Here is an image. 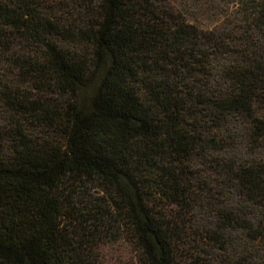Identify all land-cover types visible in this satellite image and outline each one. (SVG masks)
<instances>
[{"label": "trees", "instance_id": "1", "mask_svg": "<svg viewBox=\"0 0 264 264\" xmlns=\"http://www.w3.org/2000/svg\"><path fill=\"white\" fill-rule=\"evenodd\" d=\"M39 6L0 3V51L10 39L39 45L18 67H33L38 91L66 101L55 113L33 96L6 89L4 98L33 127L58 126L63 139L41 142L19 129L13 155L0 149V264H102L99 234L111 222L138 264H197L187 240L192 163L211 156L213 131L234 116L250 122L252 143L264 138L255 109L264 97V6L245 20L260 29L256 40L240 41L152 0H99L72 34ZM64 33L88 55L61 48L54 38ZM3 139L0 131V148ZM224 179L232 206L216 211L218 227L199 240L217 247L239 230L264 244V162L232 166ZM91 185L108 200L90 210Z\"/></svg>", "mask_w": 264, "mask_h": 264}, {"label": "rangeland", "instance_id": "2", "mask_svg": "<svg viewBox=\"0 0 264 264\" xmlns=\"http://www.w3.org/2000/svg\"><path fill=\"white\" fill-rule=\"evenodd\" d=\"M39 2V10L52 22L60 23L70 34L77 29H82L85 24L97 14L99 0H35ZM158 4L168 5L180 13L187 21L193 23L201 30H211L223 34L226 38L235 40H249L258 37V26L245 22L246 16H255V12L264 6V0H152ZM13 0H0V3L10 4ZM254 23V22H253ZM255 25V30H253ZM257 28V29H256ZM1 32V30H0ZM15 33V32H14ZM13 32L7 31L6 35ZM69 34V33H68ZM62 34L55 37L54 41L66 51L74 54L88 55L90 48L85 43H76L69 38L72 35ZM6 48L0 51V131L4 133L1 143L2 154L6 157L13 155L16 147L15 140L20 130H26V135L37 138L41 142L52 140L62 141L60 128L53 129L33 127V124L25 122L30 115H25L23 109L12 105L9 99L4 98L6 89L21 93L25 98H39L45 101V105L53 112L63 106L66 98L55 94L38 91L39 85L34 82L35 74L28 69L19 68L28 55L39 50V45L34 42H25L21 39H10L4 43ZM2 94V95H1ZM256 113L264 121V97L256 103ZM27 114V113H26ZM35 120L29 118V122ZM250 122L245 117L234 116L227 123L226 130H214L216 141L211 156H205L202 160L192 163L194 211L191 213L190 238L187 239L192 246H196L192 262L197 264H264V244L259 240H251L245 231H230L224 245L212 247L204 239L206 231H212L218 227L219 217L216 211L222 212L232 206L233 195L228 186L230 180L224 179L232 166L237 164L264 162V138L257 144L252 143L249 134ZM37 125V124H35ZM33 129H38L33 132ZM211 137V136H210ZM212 138V137H211ZM231 174V172H230ZM77 207L82 209L84 193L78 192ZM87 206L89 204L103 205L105 193L95 185H91L87 191ZM102 201H99L101 200ZM99 199V200H97ZM107 204V202H104ZM90 205V210L92 209ZM100 212V211H99ZM101 214V212H100ZM104 214V213H103ZM105 215V214H104ZM99 234L98 245L102 264H138L136 249L129 239L122 235L121 225L106 223ZM202 234V235H201ZM195 236V237H194ZM198 241L195 245L193 241ZM209 244V245H208ZM211 245V246H210ZM202 252V253H198Z\"/></svg>", "mask_w": 264, "mask_h": 264}]
</instances>
